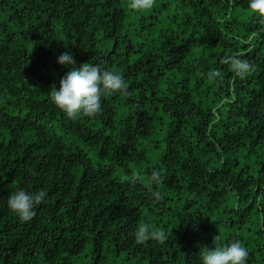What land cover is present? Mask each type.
<instances>
[{
  "label": "trees",
  "instance_id": "1",
  "mask_svg": "<svg viewBox=\"0 0 264 264\" xmlns=\"http://www.w3.org/2000/svg\"><path fill=\"white\" fill-rule=\"evenodd\" d=\"M128 3L0 0V264H200L213 240L264 264V22L246 0ZM64 51L126 88L65 117ZM21 187L47 193L29 221L6 206ZM140 224L166 239L137 243Z\"/></svg>",
  "mask_w": 264,
  "mask_h": 264
},
{
  "label": "clouds",
  "instance_id": "2",
  "mask_svg": "<svg viewBox=\"0 0 264 264\" xmlns=\"http://www.w3.org/2000/svg\"><path fill=\"white\" fill-rule=\"evenodd\" d=\"M153 0H129L128 7L141 11L151 8ZM248 11L264 22V0H246ZM56 62L68 68L60 78L57 87L54 83L48 90V99L58 108L65 117L75 119L81 115L92 117L101 111V97L111 95L126 88L123 77L114 70L101 67L99 63H82L76 66L71 51L61 52ZM237 76H244L250 70V64L244 59L229 56L226 61ZM219 75L217 71L208 73L209 79ZM161 182L159 171L153 170L149 183L158 185ZM47 193L44 191H29L17 188L12 191L6 200L7 208L20 220L29 221L34 216V208L41 203ZM151 196L159 200L161 194L151 191ZM137 243L148 240L163 241L165 233L154 229L151 225L140 224L134 231ZM211 247L203 246L199 252L200 264H247L248 252L240 241L217 244L213 240Z\"/></svg>",
  "mask_w": 264,
  "mask_h": 264
}]
</instances>
